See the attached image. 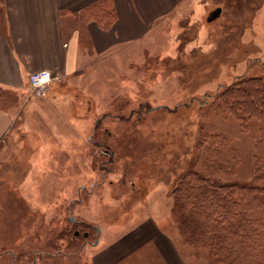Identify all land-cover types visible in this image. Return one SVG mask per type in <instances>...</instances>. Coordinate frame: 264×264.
<instances>
[{
	"label": "rangeland",
	"instance_id": "rangeland-1",
	"mask_svg": "<svg viewBox=\"0 0 264 264\" xmlns=\"http://www.w3.org/2000/svg\"><path fill=\"white\" fill-rule=\"evenodd\" d=\"M52 83L62 102L0 88L14 118L0 145V264H226L191 241L180 187L191 174L254 185L264 0H184L142 39Z\"/></svg>",
	"mask_w": 264,
	"mask_h": 264
},
{
	"label": "crops",
	"instance_id": "crops-1",
	"mask_svg": "<svg viewBox=\"0 0 264 264\" xmlns=\"http://www.w3.org/2000/svg\"><path fill=\"white\" fill-rule=\"evenodd\" d=\"M97 1L0 0V88L21 93L38 70L61 81L78 75L88 59L145 37L184 0H112L114 19L108 25L82 16ZM58 83L47 87L45 102L65 99ZM13 121L11 112L0 109V145Z\"/></svg>",
	"mask_w": 264,
	"mask_h": 264
},
{
	"label": "trees",
	"instance_id": "trees-1",
	"mask_svg": "<svg viewBox=\"0 0 264 264\" xmlns=\"http://www.w3.org/2000/svg\"><path fill=\"white\" fill-rule=\"evenodd\" d=\"M82 16L102 25L111 24L114 19L112 0L95 2L83 11ZM237 85L234 81L226 89L232 90ZM250 97L247 94L239 104L250 105L247 99ZM0 109L4 110L1 104ZM262 138L257 146L254 185L209 184L197 174H191L181 184L179 205L186 215L190 239L196 244L205 241L207 247L215 249L219 263L264 264V187L256 185H264V129ZM219 153L224 169L232 168L231 150H219Z\"/></svg>",
	"mask_w": 264,
	"mask_h": 264
},
{
	"label": "built area",
	"instance_id": "built-area-1",
	"mask_svg": "<svg viewBox=\"0 0 264 264\" xmlns=\"http://www.w3.org/2000/svg\"><path fill=\"white\" fill-rule=\"evenodd\" d=\"M53 76L48 70H38L31 73L28 77V83L32 93L41 97L47 86L52 82Z\"/></svg>",
	"mask_w": 264,
	"mask_h": 264
},
{
	"label": "flooded vegetation",
	"instance_id": "flooded-vegetation-1",
	"mask_svg": "<svg viewBox=\"0 0 264 264\" xmlns=\"http://www.w3.org/2000/svg\"><path fill=\"white\" fill-rule=\"evenodd\" d=\"M69 219H70L71 223L74 224V225H77V224L80 223L79 221L77 222V221L73 218V216H70ZM93 228H94V230L96 231V233H98V229H97L96 227H93ZM75 232H78V234L75 235ZM84 234H85V235H84ZM73 235H74V236H78V235H79V231H77V230L74 231V232H73ZM88 236H89V233H88L87 231H83V232H82V237H83L84 239H86ZM95 244H96V241H95L94 245H95Z\"/></svg>",
	"mask_w": 264,
	"mask_h": 264
},
{
	"label": "water",
	"instance_id": "water-1",
	"mask_svg": "<svg viewBox=\"0 0 264 264\" xmlns=\"http://www.w3.org/2000/svg\"><path fill=\"white\" fill-rule=\"evenodd\" d=\"M220 9H216L215 11L211 12L208 17V21L215 19L219 15ZM78 232H75V235H77ZM85 235V234H84Z\"/></svg>",
	"mask_w": 264,
	"mask_h": 264
}]
</instances>
